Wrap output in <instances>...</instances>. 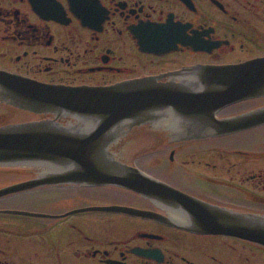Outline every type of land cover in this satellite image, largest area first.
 Returning a JSON list of instances; mask_svg holds the SVG:
<instances>
[{
    "label": "flooded vegetation",
    "instance_id": "obj_1",
    "mask_svg": "<svg viewBox=\"0 0 264 264\" xmlns=\"http://www.w3.org/2000/svg\"><path fill=\"white\" fill-rule=\"evenodd\" d=\"M263 57L264 0H0V70L44 84H189L198 70ZM262 110L264 97H256L215 116L226 120ZM0 111L7 112L0 126L41 119L1 103ZM12 113L17 118L9 119ZM161 117L132 128L113 146L116 153L131 149L137 158L123 163L199 201L264 217V123L192 139L183 132L193 127ZM149 153L147 167L139 159ZM41 172L8 169L23 174L13 184ZM60 189L77 191L75 206L42 212L49 217L34 221L10 213L28 209L6 203L29 191L0 197V264H264V245L190 232L184 215L127 189L34 190ZM112 206L144 213L84 210Z\"/></svg>",
    "mask_w": 264,
    "mask_h": 264
},
{
    "label": "water",
    "instance_id": "obj_2",
    "mask_svg": "<svg viewBox=\"0 0 264 264\" xmlns=\"http://www.w3.org/2000/svg\"><path fill=\"white\" fill-rule=\"evenodd\" d=\"M196 76V82L189 84L145 79L91 87L44 84L0 70V103L42 117L0 127V167L42 171L34 179L0 189V197L64 185L115 186L181 213L190 232L264 245V217L192 198L123 163L113 151L132 128L166 115L193 127L183 132L192 139L225 136L264 123V110L226 120L215 116L232 103L264 97V57L238 66L201 69ZM84 210L144 213L113 206Z\"/></svg>",
    "mask_w": 264,
    "mask_h": 264
},
{
    "label": "rangeland",
    "instance_id": "obj_3",
    "mask_svg": "<svg viewBox=\"0 0 264 264\" xmlns=\"http://www.w3.org/2000/svg\"><path fill=\"white\" fill-rule=\"evenodd\" d=\"M0 115H7L6 111H0ZM17 115L12 113L9 116V119H15ZM7 122V121H5ZM118 155L128 161L137 160L135 159V155L132 154L131 149H120ZM149 156V157H148ZM143 163L145 166H150V153L145 157L139 159V162ZM21 177L15 176V173H8V170H0V189L6 186L13 185L14 180H18ZM77 191L60 189L52 191L49 194H43L40 192H36L35 190L21 194L17 199H12L11 202L7 201V204L15 205V206H23L29 211L33 212H48V211H65L73 208L75 206V194ZM16 200V201H15ZM3 203V202H0ZM12 207V206H11ZM21 220H40L39 218L32 217H18Z\"/></svg>",
    "mask_w": 264,
    "mask_h": 264
},
{
    "label": "bare ground",
    "instance_id": "obj_4",
    "mask_svg": "<svg viewBox=\"0 0 264 264\" xmlns=\"http://www.w3.org/2000/svg\"><path fill=\"white\" fill-rule=\"evenodd\" d=\"M19 123H21V122H19ZM115 153H116V152H115ZM116 154H117L119 160L123 159L122 157H120V156L118 155V153H116Z\"/></svg>",
    "mask_w": 264,
    "mask_h": 264
}]
</instances>
